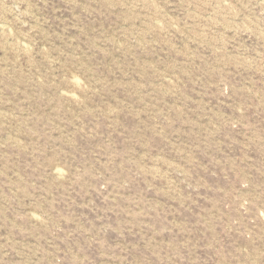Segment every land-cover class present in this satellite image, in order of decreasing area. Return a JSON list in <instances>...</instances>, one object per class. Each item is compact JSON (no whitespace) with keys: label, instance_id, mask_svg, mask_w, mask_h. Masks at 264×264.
I'll return each instance as SVG.
<instances>
[{"label":"rangeland","instance_id":"rangeland-1","mask_svg":"<svg viewBox=\"0 0 264 264\" xmlns=\"http://www.w3.org/2000/svg\"><path fill=\"white\" fill-rule=\"evenodd\" d=\"M0 264H264V0H0Z\"/></svg>","mask_w":264,"mask_h":264}]
</instances>
